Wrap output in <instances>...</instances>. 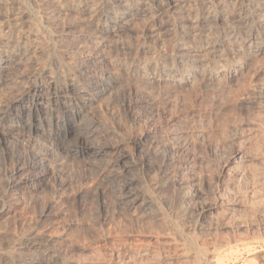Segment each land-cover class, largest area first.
I'll use <instances>...</instances> for the list:
<instances>
[{"label":"rangeland","instance_id":"obj_1","mask_svg":"<svg viewBox=\"0 0 264 264\" xmlns=\"http://www.w3.org/2000/svg\"><path fill=\"white\" fill-rule=\"evenodd\" d=\"M109 1L0 0V49L27 53L0 68V102L35 68L53 86L0 122V264H264V0H177L104 27ZM89 46L116 81L93 83ZM188 62L196 77L159 78Z\"/></svg>","mask_w":264,"mask_h":264},{"label":"bare ground","instance_id":"obj_2","mask_svg":"<svg viewBox=\"0 0 264 264\" xmlns=\"http://www.w3.org/2000/svg\"><path fill=\"white\" fill-rule=\"evenodd\" d=\"M174 1H177V0H110L108 2V5L107 6H111V5H114L116 8L114 10V16H106V19H105V25H103L104 27H108L109 25H116L120 22L121 18H124L126 17V15H133L132 11L134 9H138V8H144L149 14H153V13H156L158 11H161L162 9L164 8H169L173 5V2ZM87 2V1H86ZM219 2V1H218ZM217 2V3H218ZM250 2V1H249ZM96 3V2H95ZM177 3V2H176ZM235 3V1H234ZM77 4V3H76ZM133 4H136L137 7H135V5L133 7H131V5ZM175 4V3H174ZM254 4V3H253ZM89 5V4H88ZM99 5V4H98ZM93 6V5H92ZM140 6V7H138ZM224 6V5H223ZM233 7V6H232ZM85 8V7H84ZM95 9V8H94ZM255 9V8H254ZM75 10V9H74ZM226 10V9H225ZM218 11V10H217ZM139 15V14H138ZM149 16V15H148ZM101 18V17H100ZM99 18V19H100ZM256 18V17H255ZM254 19V18H253ZM210 30V29H209ZM232 32V31H231ZM209 36V35H208ZM213 36V35H212ZM216 37V36H215ZM213 37V39L215 38ZM226 36H217L216 40L214 42L217 41V44L219 42H221V40L225 39ZM229 38H233L232 36L229 37ZM73 39V38H72ZM85 39V38H84ZM227 39V38H226ZM210 40V39H209ZM87 41V40H86ZM213 41V40H212ZM234 41V40H233ZM236 41V40H235ZM17 42V41H16ZM83 44L85 43L84 41H82ZM81 42V44H82ZM211 42V40H210ZM214 42H212L211 44H213ZM232 42V41H231ZM75 44V42H73ZM78 43V42H77ZM224 43V42H223ZM4 44V43H3ZM220 44V43H219ZM231 44V43H230ZM76 45V44H75ZM98 45V44H97ZM250 45V44H249ZM82 46V45H81ZM85 46V45H83ZM214 46V45H213ZM232 46V45H231ZM12 47V46H11ZM21 45H15L13 46V49H10V47L8 48H3V49H0V68L3 67L4 64H7V62H5V60H8L9 62L11 63H21L20 61H22L25 57H26V50L23 51L21 49ZM226 47V46H225ZM23 48V47H22ZM91 47L89 46L88 49H90ZM98 47L96 46L95 48L93 49H90V50H87L89 52L87 53H84V57H83V62L85 66H87L88 68L91 67L96 73L98 71H101L103 74L100 75L96 80L95 82V85L100 87V86H103V85H109L111 84L112 82L116 81L117 80V77L115 76V74L113 73V71L109 70L110 68H108L107 64L105 61H99V60H95V59H91V57L95 56L97 53H99V49H97ZM217 48V47H216ZM247 48V47H246ZM77 49V48H76ZM84 49V47H83ZM218 49V48H217ZM237 49V48H236ZM73 50V49H72ZM82 50V49H81ZM244 50V49H243ZM214 51V49H213ZM249 51V50H248ZM254 51H258V50H254ZM79 52V51H78ZM101 52V51H100ZM105 52V51H104ZM237 52V51H236ZM221 53V52H220ZM78 54V53H77ZM256 54V53H255ZM215 55V53H214ZM250 55V54H249ZM249 55H245L238 58L237 60H233L232 63H231V69L228 70V71H223V70H217L214 74H212V78H218L219 76L221 75H226L228 78H235L237 76H240L244 70L247 68L248 64L250 63V56ZM28 56V55H27ZM6 59H4V58ZM62 57V56H61ZM215 56H213L214 58ZM34 58V57H33ZM32 58V59H33ZM192 58V57H191ZM62 59V58H61ZM72 59V58H71ZM216 59V58H215ZM4 60V61H3ZM24 61V60H23ZM73 61V59H72ZM26 62V61H24ZM79 63H81L80 61H78ZM145 62V61H144ZM147 62V61H146ZM184 62V61H183ZM82 63V64H83ZM23 64V63H22ZM81 64V65H82ZM116 64V63H115ZM213 64V63H212ZM261 64V63H260ZM28 65V64H27ZM33 65V64H32ZM70 65V64H69ZM35 66V65H34ZM141 66V65H140ZM255 66V65H254ZM33 67V66H32ZM36 67V66H35ZM43 67V66H42ZM57 67V66H56ZM142 67V66H141ZM200 67V66H199ZM203 67V66H202ZM28 68V67H27ZM34 68V67H33ZM60 68V67H59ZM56 69V68H55ZM87 69V68H86ZM91 69V70H92ZM152 69V68H151ZM162 69V68H161ZM256 69V68H255ZM31 70H33L31 68ZM37 70H40V72H36V68H35V71L34 73H32L30 76H28L27 80H26V86L24 87L23 85V89H22V92L21 94H18L16 97H14V99H11L10 101L7 100V102H0V122L2 120H4L5 118H7L8 116H10L9 114H11L13 112V110L15 108H17L18 106H22L21 108L23 109L24 107L26 108L27 107V104L25 103V99L29 96V94L31 93H39L40 91L42 90H50L53 88V86H51L50 84H48L47 82L45 83L46 81V78L48 76V73L47 71H41V69L37 68ZM51 70V69H50ZM73 70V69H72ZM92 70V71H93ZM205 71V70H204ZM252 71V70H251ZM26 72V71H25ZM89 72V71H88ZM115 72V71H114ZM142 72V71H141ZM199 70L197 69V66L195 65V63H186L183 67H181L180 69H177V71H175L174 74H172L171 76H165L167 74H165L164 72H162L160 74V77L161 79L169 82L170 84L173 83V84H176L177 82H180V79L181 78H184L186 74H189L190 77H196L197 74H198ZM24 73V72H23ZM62 73V72H60ZM71 73V72H70ZM28 74V72H27ZM30 74V73H29ZM93 74V73H92ZM81 75V74H80ZM141 75H146L145 74V71L142 72ZM264 76V75H263ZM132 77V76H131ZM145 77V76H144ZM201 77V76H200ZM25 78V77H24ZM138 78V77H137ZM239 78V77H238ZM260 78V77H259ZM136 79V78H135ZM203 79V78H202ZM242 79V78H241ZM150 80V79H149ZM187 80V79H186ZM19 81V80H18ZM23 81V80H22ZM136 81V80H134ZM262 81V79H261ZM24 82V81H23ZM22 82V83H23ZM89 82V81H88ZM137 82V81H136ZM148 82V81H147ZM152 82V81H151ZM193 82V81H192ZM195 82V80H194ZM219 82V81H218ZM198 83V82H197ZM223 83V82H222ZM261 83V82H260ZM264 83V82H263ZM16 84V83H15ZM137 84V83H135ZM165 84V83H164ZM199 84V83H198ZM218 84V83H217ZM227 84V83H226ZM142 85V84H141ZM203 85V84H202ZM225 85V84H224ZM173 86V85H172ZM215 86V85H214ZM161 87V86H159ZM223 87V86H222ZM259 87V86H258ZM261 87V86H260ZM154 88V87H153ZM169 88V87H168ZM200 88V87H199ZM90 90V89H89ZM164 90V89H163ZM167 90V89H166ZM176 90V89H175ZM21 91V90H20ZM97 91V90H96ZM152 92V91H151ZM57 93V91L55 92ZM162 93V92H161ZM173 93V92H171ZM155 94V93H154ZM175 94V93H174ZM9 95V94H8ZM12 95V94H10ZM141 95V94H140ZM148 95V93H147ZM166 95V94H165ZM164 95V96H165ZM173 95V94H172ZM152 96V95H151ZM2 97V96H1ZM77 97V96H76ZM141 97V96H140ZM139 98V97H138ZM156 98V96H155ZM160 98V97H159ZM169 98V97H168ZM48 99V98H47ZM154 99V98H153ZM79 100V99H78ZM6 101V100H5ZM48 101L50 102V104L52 105H57L60 103V100L55 99V98H50L48 99ZM162 102V101H160ZM47 104V103H46ZM49 105V104H47ZM51 105V106H52ZM154 105V104H153ZM32 106V105H31ZM140 106V105H139ZM151 107V106H150ZM157 108V107H156ZM151 109V108H150ZM29 115V114H28ZM172 116V115H171ZM182 116V115H181ZM173 117V116H172ZM72 118V117H71ZM208 118V117H207ZM180 120V119H179ZM86 121V120H85ZM182 121V120H180ZM186 121V120H185ZM190 121V120H189ZM30 122V121H29ZM79 123V121H78ZM175 123V122H174ZM177 123V122H176ZM90 124V123H89ZM191 124V123H190ZM68 125H70L69 123L68 124H65L63 126H61L59 128V133H63V132H67V131H70V127H67ZM178 125V124H177ZM85 126V125H84ZM164 126V125H163ZM201 126V125H200ZM78 127V126H77ZM181 127V126H180ZM91 128V127H90ZM89 128V129H90ZM83 129V128H82ZM87 129V128H86ZM94 129V128H93ZM187 129V128H186ZM189 129V128H188ZM200 129V128H199ZM49 130V129H48ZM96 130V128H95ZM84 131V130H83ZM162 131V130H161ZM176 131V130H174ZM4 132V131H3ZM82 132V131H81ZM92 132V131H91ZM87 133V131H86ZM93 133V132H92ZM3 134V133H2ZM79 134V133H78ZM81 134V133H80ZM163 134V133H162ZM92 135V134H91ZM139 135V134H138ZM177 135H179L177 133ZM197 135V134H196ZM202 135V133H201ZM82 136V135H81ZM88 136V134L86 135ZM168 136V135H167ZM78 137V136H77ZM155 137V136H154ZM157 137V136H156ZM87 138V137H86ZM138 138V137H137ZM153 138V137H152ZM161 138V137H160ZM199 139V138H197ZM65 141V140H64ZM130 141V140H129ZM139 141V140H138ZM153 142V141H152ZM160 142V141H159ZM188 142V141H187ZM195 142V141H194ZM145 143V142H144ZM163 143H165L163 141ZM174 143V142H173ZM61 144V143H60ZM131 144V143H130ZM140 144V143H138ZM151 144V143H150ZM170 144V143H169ZM161 145V144H160ZM129 147V146H128ZM148 147V146H147ZM150 147V145H149ZM166 148V147H165ZM125 149V148H124ZM143 149V148H142ZM141 149V150H142ZM167 150V149H166ZM165 150V151H166ZM133 151V150H132ZM151 151V150H150ZM155 151V150H154ZM153 152V151H152ZM119 153V152H118ZM165 154V153H164ZM131 155V154H130ZM153 155V154H152ZM170 155V154H169ZM122 156V155H121ZM120 157V156H119ZM118 157V158H119ZM150 157V156H149ZM153 159V158H152ZM151 159V160H152ZM110 160V159H109ZM163 160V159H162ZM166 160V159H164ZM115 162V161H114ZM126 161H124V159L122 160H119V164H123L124 166V163ZM148 163V162H146ZM150 163V161H149ZM148 163V164H149ZM153 164V163H151ZM155 164V163H154ZM115 165V164H114ZM118 167V166H117ZM116 168V167H114ZM123 168V167H122ZM152 168V167H151ZM112 169V168H111ZM117 170V169H116ZM146 170V169H145ZM109 171V170H108ZM111 171V170H110ZM118 171V170H117ZM124 171V170H123ZM115 172V170H114ZM120 172V171H119ZM123 173V172H122ZM121 180V179H120ZM48 246V245H47ZM200 253V252H199ZM198 253V255H199ZM42 255V254H41ZM49 256V255H48ZM43 263V262H42Z\"/></svg>","mask_w":264,"mask_h":264}]
</instances>
